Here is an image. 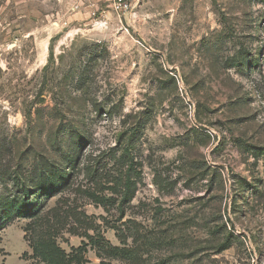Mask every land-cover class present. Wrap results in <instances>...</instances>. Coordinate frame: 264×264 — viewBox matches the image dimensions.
I'll list each match as a JSON object with an SVG mask.
<instances>
[{"label": "rangeland", "instance_id": "rangeland-1", "mask_svg": "<svg viewBox=\"0 0 264 264\" xmlns=\"http://www.w3.org/2000/svg\"><path fill=\"white\" fill-rule=\"evenodd\" d=\"M105 9L0 0V215L33 205L0 220V264H46L48 231L66 253L88 233L142 264H264V0Z\"/></svg>", "mask_w": 264, "mask_h": 264}, {"label": "trees", "instance_id": "trees-1", "mask_svg": "<svg viewBox=\"0 0 264 264\" xmlns=\"http://www.w3.org/2000/svg\"><path fill=\"white\" fill-rule=\"evenodd\" d=\"M67 174L66 171L54 173V175H52V181L47 185H41L37 190L46 195L55 193L59 189V181ZM123 187L122 204L128 199V192L131 189V179L129 177L125 178ZM87 193L93 201L104 205L105 197L98 195L95 192ZM1 212L0 220H4L5 222L11 220L13 216L26 217L31 215L33 212V205L29 203L25 197L10 199L2 203ZM50 232L51 231L46 232L49 234L42 235V237L31 246L33 253L39 256V258L46 264H86L88 260L84 254L87 251L86 248L88 244L90 248H97L95 255L100 259L99 264H107L104 262V255L111 258H117V256H120L124 258L128 264H142L141 261L137 260L136 256L131 254L132 250L127 249V247L113 245L104 240L102 236L90 235L88 233L84 235L87 238V242L82 240L78 246H71L70 252L66 253L56 242L55 236L50 235ZM158 264L164 263L159 262Z\"/></svg>", "mask_w": 264, "mask_h": 264}, {"label": "built area", "instance_id": "built-area-1", "mask_svg": "<svg viewBox=\"0 0 264 264\" xmlns=\"http://www.w3.org/2000/svg\"><path fill=\"white\" fill-rule=\"evenodd\" d=\"M106 9L100 10L101 16L106 17L107 13L115 15L118 20L122 17H127L129 22L135 20L139 8L141 7L143 0H104Z\"/></svg>", "mask_w": 264, "mask_h": 264}]
</instances>
